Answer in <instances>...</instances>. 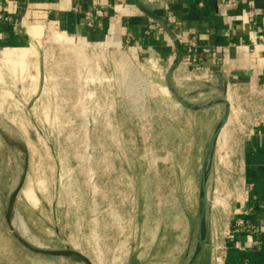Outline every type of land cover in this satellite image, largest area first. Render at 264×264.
<instances>
[{"label": "rangeland", "instance_id": "obj_1", "mask_svg": "<svg viewBox=\"0 0 264 264\" xmlns=\"http://www.w3.org/2000/svg\"><path fill=\"white\" fill-rule=\"evenodd\" d=\"M31 44L22 66L38 83L0 78V264H188L218 130L205 163L210 252L238 165L241 130L232 115L220 123L228 108L182 106L168 86L209 99L130 53L52 34Z\"/></svg>", "mask_w": 264, "mask_h": 264}, {"label": "crops", "instance_id": "obj_2", "mask_svg": "<svg viewBox=\"0 0 264 264\" xmlns=\"http://www.w3.org/2000/svg\"><path fill=\"white\" fill-rule=\"evenodd\" d=\"M252 3L255 15L249 17ZM54 32L112 48L121 44L126 54L166 80L186 81L183 94L192 100L210 102L225 95L232 82L243 92L262 86L264 108V0H0V78L20 81L26 58L33 55L31 49L36 51L31 42ZM193 37L196 44L190 47ZM189 49L192 60L186 65ZM196 66L202 69L195 78L191 72L190 80H178ZM238 144L231 190L238 187L241 202L230 216L233 237L225 240L226 254L229 248L246 250L264 264V123ZM217 214L212 227L220 224ZM193 264H213L207 247Z\"/></svg>", "mask_w": 264, "mask_h": 264}, {"label": "built area", "instance_id": "obj_3", "mask_svg": "<svg viewBox=\"0 0 264 264\" xmlns=\"http://www.w3.org/2000/svg\"><path fill=\"white\" fill-rule=\"evenodd\" d=\"M233 4H236L238 0H232ZM248 16L253 17L255 15V8L254 4L252 3L250 5V9L248 10ZM256 37L259 40L263 39L262 34H257ZM69 39H77L82 40L79 38L74 37H67ZM85 41V40H83ZM87 42V41H86ZM240 43H243V40L240 39ZM87 44H92L93 47L100 49L102 51L113 49L112 47L107 46L105 43L100 42H87ZM195 37L191 40L190 47L195 46ZM116 51L124 52V46L121 44H117L114 48ZM191 49H189V52L185 56V64H189L192 60L191 55ZM132 55V54H131ZM201 66H196L193 70H187L184 73H181L178 75V80H190L191 77L188 73L193 74V77L195 78V73L199 72L201 70ZM38 71V70H37ZM185 71V70H184ZM30 70L27 71L28 75H24L22 80H26V83L28 84V88L38 83L39 81V75L36 77L33 74H29ZM20 73V75H21ZM192 76V75H191ZM180 83V82H179ZM263 87H250L248 86L246 90L240 91L237 84L235 82H232L231 86H227L225 97L227 100L228 105V118L232 115L236 122V124L239 126V129L241 130V137H245L247 135H250L252 133V128L255 125H258L260 123H264V108H261L260 104L263 102V95H262ZM257 105V107H256ZM259 105V106H258ZM234 196H230V206H228V211L225 212L223 210V213H227L226 216H224V221L219 224V226H214L213 230L211 232V237L208 243L209 250H210V256L213 264H222V258L226 254V244L225 240L226 238H232L233 232L230 226V216L232 213H236L238 210V205L240 204V191L237 188H234L231 191ZM216 205V204H215ZM236 224L238 226L243 225L242 219H237Z\"/></svg>", "mask_w": 264, "mask_h": 264}, {"label": "water", "instance_id": "obj_4", "mask_svg": "<svg viewBox=\"0 0 264 264\" xmlns=\"http://www.w3.org/2000/svg\"><path fill=\"white\" fill-rule=\"evenodd\" d=\"M168 88L170 89V91L174 94V96H176V98L178 99L179 103L187 108H207L209 106H211L212 104H215L217 102H221V103H225L227 105V100L225 95L223 96H219V97H215L213 98L210 102L206 103V104H197V103H191L188 102L186 100V98H184L183 96H181L180 94H178V92H176L175 90H173L172 88H170L168 86ZM228 120V112H225V114L222 116L220 123L223 125L226 123V121ZM217 131L216 130L212 136V138L210 139L208 146L206 148V152L204 155V160H203V164H202V179H201V196H200V202H201V208H200V212H199V229H198V237H197V243H198V251L196 252L195 256L193 257V259L188 263V264H193L194 261L199 257L200 253L202 252L203 248L205 247V242H204V235H203V225H202V221L204 218V212H205V207H206V203H207V195L205 192V163H206V159L208 157L209 151L211 149V147L214 145L215 139H216V135H217ZM188 218V222L190 225H192V219L189 215H187Z\"/></svg>", "mask_w": 264, "mask_h": 264}, {"label": "trees", "instance_id": "obj_5", "mask_svg": "<svg viewBox=\"0 0 264 264\" xmlns=\"http://www.w3.org/2000/svg\"><path fill=\"white\" fill-rule=\"evenodd\" d=\"M259 258L255 254L246 250H235L229 248L224 260V264H257Z\"/></svg>", "mask_w": 264, "mask_h": 264}, {"label": "bare ground", "instance_id": "obj_6", "mask_svg": "<svg viewBox=\"0 0 264 264\" xmlns=\"http://www.w3.org/2000/svg\"><path fill=\"white\" fill-rule=\"evenodd\" d=\"M39 29L38 27H35L34 30ZM52 36H54V38H56L57 40H61V39H64V37L62 35H58L56 33H53ZM163 90H164V87H163Z\"/></svg>", "mask_w": 264, "mask_h": 264}, {"label": "flooded vegetation", "instance_id": "obj_7", "mask_svg": "<svg viewBox=\"0 0 264 264\" xmlns=\"http://www.w3.org/2000/svg\"><path fill=\"white\" fill-rule=\"evenodd\" d=\"M201 179H202V173H201ZM201 183V182H200ZM200 186H201V184H200Z\"/></svg>", "mask_w": 264, "mask_h": 264}]
</instances>
